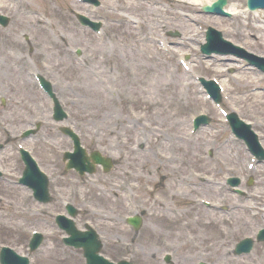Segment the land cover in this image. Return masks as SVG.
<instances>
[{
	"label": "rangeland",
	"instance_id": "obj_1",
	"mask_svg": "<svg viewBox=\"0 0 264 264\" xmlns=\"http://www.w3.org/2000/svg\"><path fill=\"white\" fill-rule=\"evenodd\" d=\"M230 1L238 10L232 17L198 16L205 22H190L187 17H197L193 9L198 8L190 0H101L98 8L77 0H0V10L11 17L0 28V100L5 102L0 103V141L15 139L33 118L44 121L36 135L11 139L0 154V244L26 252L29 231L37 229L49 238L31 263L50 264L56 252L58 259L63 255L70 264H83L79 251L58 243L59 231L50 221L68 200L81 211L79 224L88 218L99 230L103 252L114 260L126 256L138 264H164L160 257L168 251L174 264H264V246L246 256L229 253L233 241L264 226V164L249 170L250 154L231 140L221 113L203 101L194 81L198 74H221L227 65L217 62L221 56L209 63L198 55V23L213 24L264 54V12L246 11L243 0ZM76 10L99 17L102 32L80 28ZM163 26L183 32L182 40L166 44V52L158 46ZM75 47L81 48L80 56H74ZM182 51L192 53L188 70L178 61ZM36 71L52 82L84 146L116 158L107 175L96 173L85 181L71 172L62 175L59 150L68 144L50 121V101L33 79ZM235 76L227 82L230 104L255 122L264 145V91L258 96L248 88L263 85L264 79L257 82L251 71ZM203 110L214 122L192 135L190 116ZM16 143L25 144L52 172L54 200L48 206L34 203L15 184L22 166ZM208 148L212 158L204 152ZM248 173L256 182L245 198L222 186L225 175ZM201 199L213 203L211 209ZM141 209L146 214L135 234L122 218Z\"/></svg>",
	"mask_w": 264,
	"mask_h": 264
},
{
	"label": "bare ground",
	"instance_id": "obj_2",
	"mask_svg": "<svg viewBox=\"0 0 264 264\" xmlns=\"http://www.w3.org/2000/svg\"><path fill=\"white\" fill-rule=\"evenodd\" d=\"M193 1H195V2H198V1H204V0H193ZM261 92H259L258 94H256V95H258V96H260L261 94H260ZM260 102V101H259ZM262 103L264 102V101H261ZM188 224V223H187ZM54 258H52L51 259V261H52V263H54V260H53Z\"/></svg>",
	"mask_w": 264,
	"mask_h": 264
}]
</instances>
